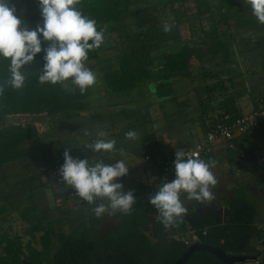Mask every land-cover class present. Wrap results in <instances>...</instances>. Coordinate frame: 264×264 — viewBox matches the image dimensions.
I'll use <instances>...</instances> for the list:
<instances>
[{"label": "trees", "instance_id": "trees-1", "mask_svg": "<svg viewBox=\"0 0 264 264\" xmlns=\"http://www.w3.org/2000/svg\"><path fill=\"white\" fill-rule=\"evenodd\" d=\"M151 1V5L139 11L133 9L134 0H81L76 7L85 16L96 20L98 30L101 27L105 29L104 36L112 37L117 32L118 22L138 18L136 24H141L142 15H150V18L157 20L153 13L181 10L186 3L194 4L195 15L199 21L207 20L213 16L216 0ZM10 6L15 7L16 15L29 30H36L37 25L43 26L38 0H12ZM156 26L155 23L150 29ZM145 29L142 27L141 33L133 41H130L132 35L127 36V50L119 52L115 67L101 75L103 87L112 93L121 94L147 89L153 82L154 95L164 103L174 101L178 104L176 101L180 99L179 94L188 90L195 94L200 91L205 96L202 101L199 100L200 106L194 107L188 113H184L186 107L179 104L173 113L162 116V122L150 126L140 124L141 111L138 110L134 119H129L133 124L129 122L131 125L127 130H121L122 133L114 136L115 148L140 142L149 144L150 149L147 152L152 150L154 156H157L159 150L154 137L156 133L211 111L219 113L215 118L209 119L212 124L219 122L222 117L241 116L243 113L235 106L238 100L261 92L264 88V34L260 35L261 39L257 42H252L243 37L237 39L233 31L229 35L213 31L200 39L183 41L167 51L162 49L158 52L147 40ZM237 30L236 35L243 33V29ZM251 36L254 35L251 33ZM40 39L42 49L46 48L48 42L42 35ZM99 50L89 51L85 65L98 61ZM45 54L41 51L30 65L21 69L26 75L24 87L21 89L5 83L10 76V60L0 57V85L5 86L3 93H0V173L5 166L26 162L28 145L33 141H41V132L32 122L35 118L76 119L89 106L88 89L81 94L78 87H70V81L63 85H42L38 82L45 63ZM257 129L264 130V127ZM204 130L208 131L206 125ZM128 131H135L137 138L127 139L125 133ZM44 144L41 141L42 147ZM60 154L50 164L45 165L42 172L48 174L51 184L50 170L57 161L64 164ZM95 162L98 161L89 163ZM30 174L27 178L33 179ZM27 178L24 180L27 181ZM8 184H1L0 197H3V206L0 207V216L15 209L12 196L6 193L10 190ZM52 193L56 203L65 202L64 188L52 187ZM20 194L22 198H32L31 191L22 190ZM134 196L136 204L131 214L123 213L118 226L103 236L96 233L94 223L89 227L80 218L67 220L69 226H77L67 234L59 231L56 234L55 247L52 240L55 233L53 222L45 218L37 219L25 230L24 235L28 238L26 242L18 235L0 233V264H174L192 244L217 247L228 256L255 258L258 260L257 264H264V250H258L257 246L251 245L252 239H256L257 245L262 236L264 237L261 227L255 223L257 209L245 201L240 190L233 195L223 223L218 221L220 212L215 207L195 204L196 209L188 210L183 221L172 226L178 229L177 234L183 238L193 232L197 236L194 243L175 239L159 218L152 219L151 216H159V212L148 202L149 195L145 187H138ZM35 216L36 210L32 206L22 211L20 219L28 222ZM183 264L224 263L213 254L199 249L192 252Z\"/></svg>", "mask_w": 264, "mask_h": 264}, {"label": "rangeland", "instance_id": "rangeland-1", "mask_svg": "<svg viewBox=\"0 0 264 264\" xmlns=\"http://www.w3.org/2000/svg\"><path fill=\"white\" fill-rule=\"evenodd\" d=\"M152 3L153 1L151 0H134L133 9L139 11V9ZM153 14L157 20L150 18V15L145 17L142 15L141 24H136L139 19L131 18L118 22L117 32L112 37L104 36V42L98 51V61L86 65V67L96 74V83L88 88L90 92L88 99L89 106L80 117L71 120L64 119V117L51 120L45 117H38L32 121L41 132V141L42 143L45 142V148L40 145L41 141H33L28 145L26 162L10 164L2 169L0 173V189L3 182L10 184V190L6 193L12 196L13 208L15 209L0 216V233L7 232L10 236L18 235L26 242L28 238L24 235L25 230L33 225L37 219L45 218L53 222L55 233L52 240L55 247L57 245L56 234L59 231L67 234L77 226V224L69 226L67 220L80 218L89 227L94 223V229L99 236L107 234L118 226L122 220L123 213L117 211L114 214H110L111 210H109V212L98 218L91 210L96 206L95 204L90 205L83 200L81 203L76 204L66 202L56 203L49 176L45 173L42 174L44 166L59 157L58 153H61V158L64 159L63 153L66 149L73 158L89 159V162H92L93 159L91 157L98 155V153L88 148V146L98 139H104L105 141L112 140L114 136L122 133L120 132L121 130H127L128 126L133 124V121L129 119H134L133 117L135 113H138V110L141 111L139 112L140 124L150 126L153 123L162 122V116L173 113L179 104L182 107H186L184 113H188L194 107L200 106L199 100L202 101V97L205 96L200 91L197 92L198 94L191 92V90L180 93V99L176 101L178 103L176 104L174 101L160 102L154 95L155 85L153 82L149 84L147 89L141 88L134 92L121 94L112 93L103 87L101 75L103 72L115 67L116 55L119 52L127 50L125 43L128 35H132L130 41H133L134 37L138 33H141L142 27L146 28V38L151 47L161 52L162 49L167 51L177 43L200 39L213 31L225 32L228 35L230 31H233L235 34L231 33L237 39L238 37H243V39H250L252 42H257L261 39L260 35L264 34V24H260L253 15L252 8L247 3V0H222L221 2L216 0L214 1L212 18L204 21H199L196 18L193 3H186L181 10H167ZM153 23H156L157 26L154 29H150V26L154 25ZM166 25L170 29L167 32L164 30ZM237 29H243V33L241 32L239 36L236 35L238 33ZM251 33L254 36L250 37ZM70 87L77 86L71 84ZM198 96H201L200 99H198ZM197 117L189 118L185 122L173 125L161 132H164L165 138L169 142H176L177 144L189 143L191 146H195L198 144V137L203 140L206 136L197 131ZM193 132H195V136L191 137L190 134ZM100 133H104V135L101 136L99 135ZM128 146L129 149H126ZM134 148V144L130 143L123 148H114L112 152H100L102 153L101 157L106 162H109L108 164H114L118 160H123L129 169L134 167L137 170V172L117 180L118 183L124 185L123 190L125 192L135 190V182L142 180L143 169H148L147 165L143 162L146 151L142 146H138L136 151ZM121 150H123V155L121 154ZM91 152L92 156H88L87 153ZM250 167V172L252 171L255 174H244L250 176L256 182L255 185L258 192L251 193L249 198L250 202L257 209L256 224L260 227L264 223V188L260 181L261 177L264 178V166L260 162L255 161L251 163ZM38 168L42 169L36 171ZM29 174L35 180L27 178ZM163 176L166 179L165 181L170 182L175 179V173L163 174ZM25 178H27V181L24 180ZM158 183L155 180L152 183V187L157 186ZM160 183L159 187L162 185V182ZM22 190L32 192L31 200L20 196ZM261 190H263V194L260 192ZM180 199L185 207L191 208L192 203H189L186 193H181ZM101 202L105 201L97 200L96 204ZM203 204L206 205V202ZM1 206H3V197H0ZM32 206L36 210L35 218L28 222H23L20 219V214L26 208ZM58 221H60V225H58ZM168 230L170 235L175 239H184L186 241L189 239L190 243L193 241L191 238L192 233L187 234L183 238L176 234V230L178 229L175 230V228L170 227ZM257 249L260 250L259 247Z\"/></svg>", "mask_w": 264, "mask_h": 264}, {"label": "clouds", "instance_id": "clouds-1", "mask_svg": "<svg viewBox=\"0 0 264 264\" xmlns=\"http://www.w3.org/2000/svg\"><path fill=\"white\" fill-rule=\"evenodd\" d=\"M80 2L38 0L43 26L37 25L36 30H29L16 15L15 7L10 6V0H0V57L10 60L7 85L15 89L23 88L26 75L21 69L30 65L41 51L46 54L42 73L38 76L40 84L63 85L70 81L83 94L96 83V74L86 67L85 62L89 51L98 49L104 42L105 29L101 27L98 30L96 20L77 9ZM247 3L258 22L264 24V0H247ZM164 30L167 32L170 29L166 25ZM41 35L48 42L43 49ZM4 87L0 85V93H3ZM125 137L134 140L137 133L128 131ZM115 145L114 139H98L88 148L96 153L112 152ZM175 156V179L162 182L159 190L148 198V202L158 210L159 220L165 229L181 223L188 212L181 202V193H186L189 201L201 204L211 202L215 199L211 189L218 182L211 170L216 167L215 160L205 161L198 156L185 159L182 150L176 151ZM63 158L64 164L59 169L62 182L75 189L76 195L83 201L96 205L91 209L96 217L109 210L110 214L117 211L131 214L136 204L134 190L125 192L124 185L117 182L129 171L123 160L114 164H105L102 160L90 164L89 159L73 158L67 149ZM97 200L105 202L96 204Z\"/></svg>", "mask_w": 264, "mask_h": 264}, {"label": "crops", "instance_id": "crops-1", "mask_svg": "<svg viewBox=\"0 0 264 264\" xmlns=\"http://www.w3.org/2000/svg\"><path fill=\"white\" fill-rule=\"evenodd\" d=\"M263 100V102H260ZM236 108L239 109L243 114H246L254 109H259L264 107V88L261 89V92L252 93L251 95L244 96L240 98L235 105ZM218 111L216 112H207L204 116H198L196 119V126L197 131L202 135H206L205 132V124L209 118H215L218 115ZM190 136H195V132L191 133ZM157 140V147L159 153L157 156H154L152 150H149V144L135 142L134 150L138 149V146H142L143 149L146 151L145 156L149 155L151 157V162H143L147 165L148 169H143L142 180H137L135 182V190L138 187H145L147 189L148 195L154 194L156 191L159 190L160 182H164L166 179L163 176V173L160 168V161L161 157L168 152H173L177 150H181L187 147H193L189 143L185 144H177L176 142H169L165 137L164 133L158 132L154 136ZM201 137V136H200ZM198 144L205 141V138L201 140L198 137ZM129 144H126V146ZM197 145V144H196ZM129 149V146L126 147ZM88 156H92L91 153H87ZM102 153H98V155L91 157L93 160L100 161L102 160L105 164V159L101 157ZM124 154V153H123ZM144 156V157H145ZM200 159L208 161L209 159L215 160L216 167L212 168L214 175L217 178V184L211 190L215 195L214 202H206L205 204H201L195 200L189 201L192 203L191 208L186 207L188 210L196 209L195 204L201 206H213L219 212V219L218 221L223 223L227 217V210L229 209V203L232 200L233 195L237 190H240L243 193V197L245 201L252 204L250 202V195L251 193H257L258 189L255 185V180L250 178V176H246L244 173H252L251 170V163L252 162H260L264 166V130L262 129H253L246 135H242L239 137H234L227 141H222L218 143L213 151L208 155H202ZM108 161V160H107ZM130 170V174L137 172V170L133 167ZM129 174V175H130ZM255 174V173H254ZM127 175V176H129ZM126 176H124L125 178ZM163 179V180H162ZM156 180L158 183L157 186L152 187V183ZM262 186L264 188V178L261 177ZM169 182V181H168ZM127 184V183H126ZM134 190V191H135ZM263 194V190L260 191ZM184 201V200H182ZM217 202V203H216ZM187 204V203H186ZM253 205V204H252ZM152 219L159 218L157 215L151 216ZM256 223V222H255ZM257 225V224H256ZM264 223L260 226L262 227ZM175 228V227H174ZM176 230V228H175ZM178 230H176V234ZM257 246V245H256Z\"/></svg>", "mask_w": 264, "mask_h": 264}, {"label": "built area", "instance_id": "built-area-1", "mask_svg": "<svg viewBox=\"0 0 264 264\" xmlns=\"http://www.w3.org/2000/svg\"><path fill=\"white\" fill-rule=\"evenodd\" d=\"M205 125L206 128H208V131L206 132L205 136V141L193 147L181 149L185 153V159L191 156H198L200 158L202 155H208L213 151V149L218 143L222 141H227L234 137L246 135L249 131L257 129L260 126L264 127V107L256 110H251L250 112L238 117H222L219 122H215L214 124H212L210 120H207ZM175 153L176 151H173L162 155L160 161V168L163 173H175ZM151 160L152 159L149 155L144 157L145 163L151 162ZM62 165L63 163H59V161H57L56 165L50 170V178L52 181V185L55 188H64V200L66 203H80L82 199L76 195L75 189L64 184L61 180V177L59 175V169ZM261 232L264 235V225L261 227ZM191 233V238L193 240L191 243H194L197 241V236L193 232ZM187 242L190 243L189 239L185 241V243ZM257 247H259L261 251L264 250L263 236L261 240L257 243ZM253 263L257 264L258 260H255Z\"/></svg>", "mask_w": 264, "mask_h": 264}, {"label": "water", "instance_id": "water-1", "mask_svg": "<svg viewBox=\"0 0 264 264\" xmlns=\"http://www.w3.org/2000/svg\"><path fill=\"white\" fill-rule=\"evenodd\" d=\"M130 174V171L128 172L127 175ZM125 175V176H127ZM251 245L253 247H256V239H252L251 241ZM204 250L207 251L211 254H213L215 257H217L221 262H223L224 264H235V263H243L249 260H255V258H247V257H236V256H228L226 255L225 251L220 249V248H213V247H209L203 244H192L188 251L174 264H183L185 262V260L189 257V255L196 251V250Z\"/></svg>", "mask_w": 264, "mask_h": 264}, {"label": "flooded vegetation", "instance_id": "flooded-vegetation-1", "mask_svg": "<svg viewBox=\"0 0 264 264\" xmlns=\"http://www.w3.org/2000/svg\"><path fill=\"white\" fill-rule=\"evenodd\" d=\"M169 234H170V232H169ZM256 260V259H255ZM255 260H249V261H246V262H243L244 264H249L250 263V261H252L251 263H253ZM235 264H240V263H235Z\"/></svg>", "mask_w": 264, "mask_h": 264}]
</instances>
